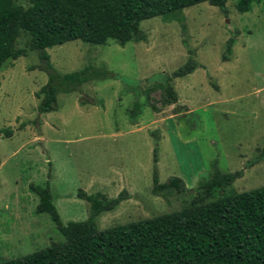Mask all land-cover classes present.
Returning <instances> with one entry per match:
<instances>
[{
	"label": "rangeland",
	"instance_id": "rangeland-1",
	"mask_svg": "<svg viewBox=\"0 0 264 264\" xmlns=\"http://www.w3.org/2000/svg\"><path fill=\"white\" fill-rule=\"evenodd\" d=\"M12 1L25 10L32 0ZM235 3L226 2V14L203 2L170 21L144 20L146 39L139 43L76 40L47 49L59 73L103 65L118 79L58 95L57 110L41 115L37 94L47 75L31 70L37 53L31 37L19 33L13 48L22 56L0 70V261L62 240L50 217L35 213L38 197L30 185L48 183L63 224L88 217L89 204L76 197L79 189L108 199L125 190L129 199L102 213L98 230L180 209L212 176L214 162L224 173L243 170L226 193L264 186V161L245 168L264 147V1L254 0L246 13L237 12ZM189 57L200 67L171 82L184 109L163 107L155 76L172 73ZM130 87L139 93L134 121L128 117L135 100ZM83 96L93 104L81 105ZM154 149L158 182L179 178L184 194L173 192L168 201L151 194Z\"/></svg>",
	"mask_w": 264,
	"mask_h": 264
},
{
	"label": "trees",
	"instance_id": "trees-1",
	"mask_svg": "<svg viewBox=\"0 0 264 264\" xmlns=\"http://www.w3.org/2000/svg\"><path fill=\"white\" fill-rule=\"evenodd\" d=\"M228 0H32L22 9L12 0H0V70L9 60L22 56L13 44L21 31L31 37L38 64L31 70L47 75V81L38 91L39 115L57 110L61 94L81 92L82 86L93 81L118 79L103 65L59 73L50 62L47 49L71 41L102 46L108 40L124 46L128 42H143L145 33L140 23L155 17L164 21L174 19L182 10L206 2L227 13ZM254 0H236L239 13L250 11ZM264 1V0H263ZM182 20V19H181ZM233 35L225 45L223 61L228 60L235 43ZM189 55L191 53L189 52ZM192 57L170 74L155 76L163 107L178 105L177 94L171 84L199 68ZM135 100L128 117L131 121L140 113L139 93L133 87ZM79 103L93 104L83 96ZM6 137L11 130L1 131ZM156 149L153 151V187L151 194L168 201V195L186 192L184 182L170 178L159 183L156 169ZM264 161L262 152L245 168ZM212 176L199 182L195 193L185 199L180 209L152 218L98 230L97 218L114 210L129 199L125 190L116 198L108 199L102 193L87 194L78 190L76 197L89 204L84 221L63 224L54 204L48 183L30 185L38 197L36 214H47L62 237L38 251L19 258L0 261V264H264V186L249 191L226 193L233 182L243 176V170L224 173L214 162Z\"/></svg>",
	"mask_w": 264,
	"mask_h": 264
}]
</instances>
